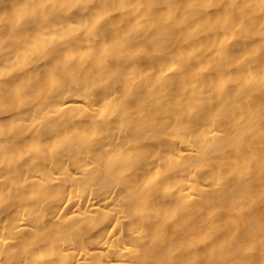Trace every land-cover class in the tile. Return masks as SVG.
<instances>
[{
  "label": "clouds",
  "instance_id": "9594fccd",
  "mask_svg": "<svg viewBox=\"0 0 264 264\" xmlns=\"http://www.w3.org/2000/svg\"><path fill=\"white\" fill-rule=\"evenodd\" d=\"M0 264H264V0H0Z\"/></svg>",
  "mask_w": 264,
  "mask_h": 264
}]
</instances>
